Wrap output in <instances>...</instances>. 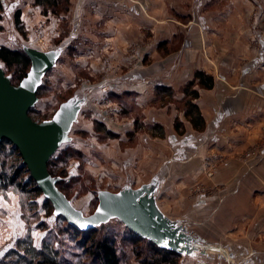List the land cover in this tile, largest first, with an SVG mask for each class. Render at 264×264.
I'll list each match as a JSON object with an SVG mask.
<instances>
[{
    "label": "rangeland",
    "instance_id": "374dc122",
    "mask_svg": "<svg viewBox=\"0 0 264 264\" xmlns=\"http://www.w3.org/2000/svg\"><path fill=\"white\" fill-rule=\"evenodd\" d=\"M5 2L6 9L0 19V43L14 49L57 54L55 64L43 77L37 100L32 106L38 120L51 118L62 106H79L77 119L69 132L70 139L63 142L54 154L66 148L76 151L64 164L68 175L63 188L73 206L84 216H88L96 210L99 193L102 191L118 192L126 186L137 189L145 184H157L154 206L168 218L171 228L177 230L176 234L184 235L178 238L182 250L177 251L152 241L148 236L131 231L118 217H110L94 228L97 230L95 235L99 239L104 236L115 239L120 264H146L154 256L151 242L162 249L179 252L181 257L178 264H241L239 258L243 257V252L238 251L237 247L240 246L238 241L243 237L234 229L239 213L235 205L227 204L230 211H220L223 215L215 220L211 216L218 212V202L196 212L195 202L199 196L222 197L233 192L228 186L214 182L219 169V164L215 163L218 157H214L215 161H205L207 180H189L187 172L190 163L186 161L189 155H179L178 139L163 135L166 137H161L162 141H154L149 135L156 136V131L161 134V130L141 121L146 114L141 107L133 106L136 104L132 93L122 95L115 90L116 86L128 84V79L134 83L132 72L144 70L154 61L150 50H178L184 44V39L189 38V31L185 29L178 32V36L175 35V39L170 42L162 40V37L157 36L154 23L165 20L184 27L190 19H198L199 14L209 15L208 19H218L215 16L220 14L219 9L229 6L231 0H120L123 4L142 10L152 25L144 28L143 34L139 29L133 28L129 32V35H133L131 39L121 41V45L107 43L109 23L107 16L103 19L99 11L112 3V0H70L68 11H50L48 15L43 14L42 7L36 5L34 0ZM237 3L243 10L241 17L250 21L248 27L208 29L210 34L214 33V36L226 42L222 43L223 46L226 44L228 47L227 54L223 58L218 57L219 62L220 58L232 57L236 37L246 38L250 33L256 39L250 44L251 50L259 51L262 47L259 45L260 40L264 39V0H238ZM192 5L196 9L194 12L189 11ZM156 8L166 11H156ZM19 10L21 27L15 22V15ZM133 14L135 18L137 14ZM204 33H200L203 39L208 36ZM210 46L216 47L214 53L223 47L217 48V44ZM200 48L206 57L211 56L205 43H201ZM0 66L6 70L2 62ZM150 68L152 67L149 66ZM8 75L12 79L11 72ZM212 76L215 80V76ZM19 83L20 80L13 81L15 85ZM197 85L204 88L196 81L194 87ZM196 89L199 91V88ZM170 92V88L164 86L156 92L158 97L152 101L153 104L156 105L157 100L163 101L165 97L170 103V109L185 112L186 103ZM112 100L119 102L122 107L119 112L110 104ZM99 108L102 110L97 111ZM103 112L107 121L115 124V130L110 129L109 135L96 131L94 127L98 117L102 120L98 121L104 123ZM140 123L144 125L143 128L124 135V132L132 129L133 124L137 128ZM179 125L176 122L174 130L179 133L183 131L180 134L184 136L188 129L185 126L177 129ZM197 129L199 128L196 127L195 130ZM158 134L156 137L160 136ZM196 138L200 144H204V135L200 133ZM263 145L264 141L260 144L250 143L242 159L245 162L251 160L252 163L257 161L263 153ZM142 146H148L147 151L142 150ZM150 147L153 148L151 154L144 156L146 152H150ZM20 163L17 152L9 144H5L0 152V174L7 172L11 175ZM27 176L28 174L25 175ZM46 199L48 198L44 193L23 192L16 184L5 186L0 179V264H18V253L13 250L19 241L26 239L28 242V236L38 248L46 241H51L62 257L74 261L86 259L91 263L92 257L83 252L85 245H91L92 242L87 241L85 234L74 232L67 220L55 214L54 205L47 206ZM172 236L173 234L168 235V241H171ZM253 238V242L259 243L258 237ZM23 252L24 246L20 250V253ZM19 263L23 264L22 261Z\"/></svg>",
    "mask_w": 264,
    "mask_h": 264
},
{
    "label": "crops",
    "instance_id": "0c3cea01",
    "mask_svg": "<svg viewBox=\"0 0 264 264\" xmlns=\"http://www.w3.org/2000/svg\"><path fill=\"white\" fill-rule=\"evenodd\" d=\"M195 1L197 2V0ZM237 1L231 0L229 6L219 9L220 14L215 16L218 19H208L209 15L199 14L198 19L190 17L192 19L186 22L184 27L176 22L165 20L154 23L157 36L162 37V40L170 42L175 39L174 36L178 32L185 29L189 31V38L184 39V44L178 50L171 52L165 49L150 50L154 61L144 70L132 72L134 83L128 79V84L116 86L115 90L117 94L122 95L132 93L133 101L136 104L133 106L141 107L146 114L145 119L143 118L144 120L141 119V121L161 130V134H158L157 131L154 134L160 135L158 137L149 135L154 141H162L161 137L167 135L178 139L179 155H189L186 160L190 163L187 172L189 180H207L208 169L205 161L208 159H211L209 162L215 161L214 157H218L215 163L219 164V169L214 182L228 186V189L233 192H228L222 197L199 196L195 202L196 212L202 211L204 206L218 202L220 208L218 207V212L211 216V219L215 220L227 210L230 211L227 204L235 205L239 213H237V224L234 229H237V232L241 233L243 237L238 241L240 246L237 247V250L243 252V257L239 260L241 264H264V256H262L264 241H261L264 240V145L263 153L257 161L252 163L251 160L245 162L246 160L242 159L243 153L247 152L250 143L260 144L261 141H264V41H261L264 39L260 40L259 47L261 45L262 47L259 51L254 48L256 51L254 55L255 51L251 50L250 44H253L256 39L250 33L246 38L236 37L234 39L235 51L231 54L232 57L222 59L228 52L227 45L223 46L222 44L226 42L208 31L212 28L240 29L249 26L250 21L241 17L243 10ZM141 6L145 7L143 3ZM190 7L189 11L196 10L194 5ZM146 8H149L148 5ZM99 11H101L103 19L106 18L104 16H107L108 19L110 31L107 43L109 45H121V41L130 40L133 35H129V32L133 28L139 29L138 31L143 34L144 28L152 26L142 10L129 4H123L120 0H112V3ZM146 11L148 10L146 9ZM156 11L164 12L166 10L156 8ZM133 13L137 14L135 18ZM214 32L217 31L214 30ZM200 33L208 36L203 39ZM201 43L208 46L207 52L211 55L210 57H206L201 50ZM214 44H217V48L223 47L214 53L216 47L210 46ZM165 54L167 55L165 56ZM219 56H222L221 62L217 61ZM216 63L218 64L216 65ZM149 66L152 68L149 69ZM196 71H203L215 76V84L212 88L196 86L199 88L200 96L194 101L200 107L205 121V126L197 130L184 111L169 108L170 103L166 101L165 97H163V101L157 100L156 105L152 102L158 97L156 92L163 89L164 86L170 88L174 97L185 102L184 86L194 79ZM110 104L116 107L115 111L119 112L122 108L116 100L110 101ZM101 110L99 108L97 111ZM100 115L102 117V114ZM105 116L106 114L103 112L104 123L109 129L115 130V124L107 121ZM97 119L101 120L100 117ZM176 122L180 124L177 129H182L183 126L188 129L186 134H183L187 135L186 137L181 136L180 133L183 131L175 132ZM133 125L131 130L124 132V135L144 127L142 123L137 128ZM200 129L201 131L198 132ZM151 131L153 130L151 129ZM200 133L204 135V144H200L196 138ZM147 149L148 146H142V150L147 151ZM152 150L153 148L150 147L148 150L150 152H146L147 154L145 153L144 156H149ZM253 237H258L259 243L253 242Z\"/></svg>",
    "mask_w": 264,
    "mask_h": 264
},
{
    "label": "water",
    "instance_id": "95a60500",
    "mask_svg": "<svg viewBox=\"0 0 264 264\" xmlns=\"http://www.w3.org/2000/svg\"><path fill=\"white\" fill-rule=\"evenodd\" d=\"M25 52L31 58V67L19 84H13L11 77L0 66V141L9 139L19 148L33 178L53 203L55 214L83 231L94 229L110 217H118L136 233L181 251L182 244L178 238L184 235L176 234L177 230L171 228L168 218L154 206L157 184H145L137 189L125 187L118 192L102 191L96 210L88 216L76 209L58 187L61 178L50 173L48 162L62 143L70 139L69 132L77 119L79 106L68 104L60 107L49 119L34 120L29 110L37 100L43 77L55 64L57 54L33 50ZM81 224L86 226L80 227ZM170 234L173 236L168 241Z\"/></svg>",
    "mask_w": 264,
    "mask_h": 264
},
{
    "label": "trees",
    "instance_id": "16d2710c",
    "mask_svg": "<svg viewBox=\"0 0 264 264\" xmlns=\"http://www.w3.org/2000/svg\"><path fill=\"white\" fill-rule=\"evenodd\" d=\"M34 3L42 7L43 14L48 15L50 11L55 13L68 11L70 0H34ZM5 5V0H0V19L3 17V13L6 9ZM15 22L17 26L21 27L22 20L20 10L15 15ZM0 62L5 65V71L7 74L11 72L12 83L14 80L21 81L27 75L31 67V58L25 52V50L14 49L6 45H2L0 47ZM196 81L197 84H200L204 88H211L214 86L215 80L212 75L206 72L196 71L194 79L190 80L184 86V92L186 94L185 114L196 127L203 128L205 126L204 117L200 107L194 101V99L199 97L198 89L194 88ZM29 115L34 120L40 122L32 108L29 110ZM94 126L98 132H103L108 135L111 133L110 129H108V127L101 121L96 120ZM5 144H9L12 149L17 152L21 159V163L13 169L11 175H9L7 172L0 174V179L4 181L5 186L16 184L23 192L42 194L43 191L39 187L37 181L33 178L28 166L24 163L19 148L11 140L5 138L0 141V152L2 151ZM75 152V150L70 148L62 149L59 151V153L53 155L48 162V169L50 173L54 176L61 177L60 181L58 182V187L64 193L65 191L63 185L65 183L66 176L68 175L64 164L75 155ZM26 174H28L27 177H25ZM46 204L47 206H49L48 204H52L53 206V203L49 199H46ZM68 224L70 228L74 230V232L85 234L87 241L92 242L91 245H85L83 252L85 255L87 254L88 256L92 257L91 263H88L86 259L74 261L62 257L60 251L54 247V244L51 241H46L40 248H38L33 244L32 238L30 236H28V242L26 239L19 241L17 247L13 250L14 253H18V259L16 262L18 264H20L19 262L21 261L23 264H120L117 243L113 237L104 236L102 239H99L95 235L97 231L96 229L83 231L77 229L69 222ZM21 242H27V244H20ZM151 243L154 246H151L154 256L148 261L145 260L146 264H178L179 258L181 257L179 252L162 249L154 245L153 242ZM22 245L24 246L23 254L20 253L21 248L23 249Z\"/></svg>",
    "mask_w": 264,
    "mask_h": 264
},
{
    "label": "snow or ice",
    "instance_id": "6c2138e0",
    "mask_svg": "<svg viewBox=\"0 0 264 264\" xmlns=\"http://www.w3.org/2000/svg\"><path fill=\"white\" fill-rule=\"evenodd\" d=\"M85 226H86V225H84V224H81V225H80V227H85ZM165 244H167V242H165Z\"/></svg>",
    "mask_w": 264,
    "mask_h": 264
}]
</instances>
